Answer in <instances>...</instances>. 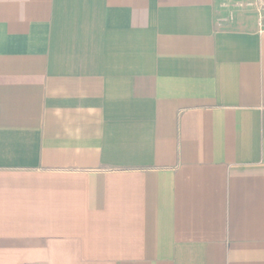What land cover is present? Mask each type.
Instances as JSON below:
<instances>
[{
    "label": "crops",
    "instance_id": "0c3cea01",
    "mask_svg": "<svg viewBox=\"0 0 264 264\" xmlns=\"http://www.w3.org/2000/svg\"><path fill=\"white\" fill-rule=\"evenodd\" d=\"M226 0H0V264H264V26Z\"/></svg>",
    "mask_w": 264,
    "mask_h": 264
},
{
    "label": "rangeland",
    "instance_id": "374dc122",
    "mask_svg": "<svg viewBox=\"0 0 264 264\" xmlns=\"http://www.w3.org/2000/svg\"><path fill=\"white\" fill-rule=\"evenodd\" d=\"M226 2V14L222 16V22L228 23L235 17H240L246 21L258 19L261 22V17L256 6L249 5L244 0H226Z\"/></svg>",
    "mask_w": 264,
    "mask_h": 264
},
{
    "label": "built area",
    "instance_id": "2783aa9c",
    "mask_svg": "<svg viewBox=\"0 0 264 264\" xmlns=\"http://www.w3.org/2000/svg\"><path fill=\"white\" fill-rule=\"evenodd\" d=\"M249 5L256 6L261 17V24L264 26V0H244Z\"/></svg>",
    "mask_w": 264,
    "mask_h": 264
}]
</instances>
